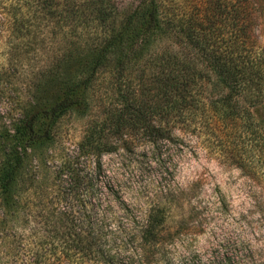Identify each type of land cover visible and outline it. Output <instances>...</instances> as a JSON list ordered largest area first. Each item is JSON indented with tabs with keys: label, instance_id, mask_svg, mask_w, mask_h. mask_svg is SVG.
I'll use <instances>...</instances> for the list:
<instances>
[{
	"label": "trees",
	"instance_id": "1",
	"mask_svg": "<svg viewBox=\"0 0 264 264\" xmlns=\"http://www.w3.org/2000/svg\"><path fill=\"white\" fill-rule=\"evenodd\" d=\"M217 3L198 19L162 0H138L92 50L79 75L60 71L73 63L63 55L53 56V69L38 72L60 85L43 110L37 96L43 83L33 90L13 84V61L18 66L37 54L14 42L0 44L7 48L0 53V264H170L157 243L161 203L146 219L136 217L103 163L107 145L63 148L59 163L43 168L54 159L63 118L91 108L90 90L109 67L116 92L104 103L105 118L88 128V141L107 126L136 130L150 143L172 142L173 129L192 126L209 137L215 123L242 129L255 110L264 114V48L254 33L264 21V0ZM18 4L30 11L34 1ZM223 17L226 38L218 26ZM37 18L17 15L3 25L11 37L30 39L45 22ZM135 64L143 66L141 80L149 79L150 91L157 92L150 103L139 92L142 81L128 77ZM261 127L264 132V122Z\"/></svg>",
	"mask_w": 264,
	"mask_h": 264
},
{
	"label": "rangeland",
	"instance_id": "2",
	"mask_svg": "<svg viewBox=\"0 0 264 264\" xmlns=\"http://www.w3.org/2000/svg\"><path fill=\"white\" fill-rule=\"evenodd\" d=\"M32 1L34 6L27 11L19 8L20 0H0V44L5 47L14 42L20 49L35 51L31 55L37 54V58L18 66L13 61L17 72L13 84L16 89L29 86L33 90L43 83L37 95L42 101L39 110H43L59 94L60 85L55 78L37 75L38 72L53 69L55 63H50L53 56L63 55L72 56L73 63L60 71L68 77L79 75L92 50L118 27L138 0ZM162 2L176 13L198 19L205 17L207 7L212 6L214 11L218 5V0ZM17 15L38 17L45 22L33 29L30 39L13 38L10 27L4 26L3 21ZM103 19L106 21L101 22ZM222 21L218 26L226 38L229 28L225 26V17ZM262 23L258 21L254 33L258 46L264 48ZM4 51L7 48L0 49V53ZM135 68L138 70L130 69L128 77L145 83L139 92L150 103L151 96L157 92L150 91L149 79L141 80L143 66L135 64ZM112 70L111 67L103 69L91 88L88 97L93 101L89 110L69 113L63 118L59 136L53 142L56 143L54 159L49 160L43 171L51 169L52 161L59 163L63 148L70 151L79 143L107 145L103 163L115 175L136 217L146 219L153 205L161 203L160 215L164 220L159 226L157 243L163 248L166 263L264 264V132L261 127L264 114L255 110L251 123L242 129L215 123L209 137L192 126L187 132L173 129L172 142L150 143L136 130L118 131L107 126L88 141V128L105 118L104 103L114 98L116 86L111 82Z\"/></svg>",
	"mask_w": 264,
	"mask_h": 264
}]
</instances>
